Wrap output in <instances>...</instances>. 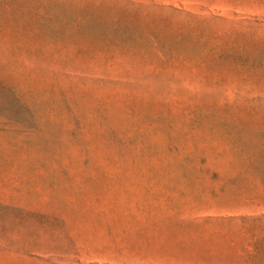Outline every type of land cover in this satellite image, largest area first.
<instances>
[{
	"label": "rangeland",
	"instance_id": "obj_1",
	"mask_svg": "<svg viewBox=\"0 0 264 264\" xmlns=\"http://www.w3.org/2000/svg\"><path fill=\"white\" fill-rule=\"evenodd\" d=\"M262 212L264 0H0V264H264Z\"/></svg>",
	"mask_w": 264,
	"mask_h": 264
},
{
	"label": "trees",
	"instance_id": "obj_2",
	"mask_svg": "<svg viewBox=\"0 0 264 264\" xmlns=\"http://www.w3.org/2000/svg\"><path fill=\"white\" fill-rule=\"evenodd\" d=\"M249 218L255 222H258V223L263 222L264 221V212L256 214V215H251V216H249ZM260 255L264 256V252H261ZM257 257H258V255L255 256V258H257Z\"/></svg>",
	"mask_w": 264,
	"mask_h": 264
}]
</instances>
